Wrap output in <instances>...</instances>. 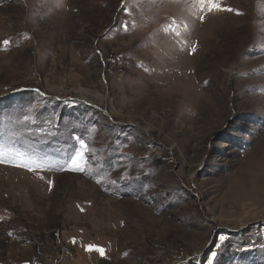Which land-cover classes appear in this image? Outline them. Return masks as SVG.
Wrapping results in <instances>:
<instances>
[{"label":"rangeland","instance_id":"obj_1","mask_svg":"<svg viewBox=\"0 0 264 264\" xmlns=\"http://www.w3.org/2000/svg\"><path fill=\"white\" fill-rule=\"evenodd\" d=\"M220 2L0 0V264H264V0Z\"/></svg>","mask_w":264,"mask_h":264},{"label":"snow or ice","instance_id":"obj_2","mask_svg":"<svg viewBox=\"0 0 264 264\" xmlns=\"http://www.w3.org/2000/svg\"><path fill=\"white\" fill-rule=\"evenodd\" d=\"M193 4L198 6L199 11L201 13H211L214 11H234L233 9H225L221 6L220 0H192ZM237 15H240L238 11L236 12ZM201 21H203L204 16H200ZM5 45L9 43V41H4L3 42ZM192 52H195V48L193 47ZM4 161L0 160V163H3ZM15 166H20V165H15ZM29 170H35V169H29ZM79 171H83V169H77ZM87 250L89 251H97L101 256L105 255V252L102 248H94V246L89 245Z\"/></svg>","mask_w":264,"mask_h":264}]
</instances>
